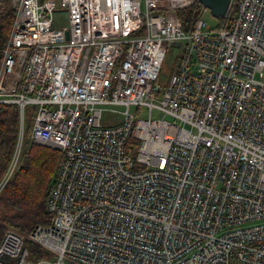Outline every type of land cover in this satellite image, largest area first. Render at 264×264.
Masks as SVG:
<instances>
[{"label":"built area","instance_id":"2783aa9c","mask_svg":"<svg viewBox=\"0 0 264 264\" xmlns=\"http://www.w3.org/2000/svg\"><path fill=\"white\" fill-rule=\"evenodd\" d=\"M14 2L0 102L18 105L20 127L0 192L28 105L30 138L61 159L51 221L7 227L0 264H264V0H231L227 25L201 15L190 29L179 12L194 0Z\"/></svg>","mask_w":264,"mask_h":264},{"label":"trees","instance_id":"16d2710c","mask_svg":"<svg viewBox=\"0 0 264 264\" xmlns=\"http://www.w3.org/2000/svg\"><path fill=\"white\" fill-rule=\"evenodd\" d=\"M204 9L195 0L191 6L180 10L183 27L190 29ZM16 11L17 7L12 0H0V47L7 42ZM217 21L218 26H225L230 21V15L227 12L225 16L218 17ZM32 116L28 121L24 118L23 142L17 170L0 192V237L7 227L28 234L36 224H47L52 218L45 210V203L61 152L56 147L30 138ZM19 127L18 105L0 102V178L12 156ZM26 245L32 253L41 254L31 241L27 240Z\"/></svg>","mask_w":264,"mask_h":264},{"label":"rangeland","instance_id":"374dc122","mask_svg":"<svg viewBox=\"0 0 264 264\" xmlns=\"http://www.w3.org/2000/svg\"><path fill=\"white\" fill-rule=\"evenodd\" d=\"M12 1L17 7V4L14 2V0ZM201 15H203L204 19L209 25L217 26V22H218L217 18L211 15L209 9L205 8L203 12L201 13ZM54 22L56 26L58 27L62 25H66L68 23L67 13L65 12L64 8L60 4H58L55 8ZM179 59H180V46L170 45L167 49L166 55L161 64V68H160V72L158 76V82L161 83L164 87L168 85L170 76L173 73L174 67L176 66ZM33 109L34 107L32 105L27 106L26 111H25L26 121H28V119L32 116ZM153 114H155V112H153ZM140 115L146 116L147 110L144 108H141ZM109 121H112V122L115 121L114 115L110 112H103L101 122L105 125H108Z\"/></svg>","mask_w":264,"mask_h":264},{"label":"water","instance_id":"95a60500","mask_svg":"<svg viewBox=\"0 0 264 264\" xmlns=\"http://www.w3.org/2000/svg\"><path fill=\"white\" fill-rule=\"evenodd\" d=\"M203 7L209 9L214 17H222L225 15L230 0H197ZM68 36V33H66ZM178 45V42H175ZM47 253V252H46Z\"/></svg>","mask_w":264,"mask_h":264},{"label":"bare ground","instance_id":"6f19581e","mask_svg":"<svg viewBox=\"0 0 264 264\" xmlns=\"http://www.w3.org/2000/svg\"><path fill=\"white\" fill-rule=\"evenodd\" d=\"M195 1V0H194ZM230 2H231V0H230ZM230 2H229V5H228V8H227V10H226V13L228 12V10H229V8H230ZM18 8V7H17ZM205 8V7H204ZM207 9V8H206ZM16 13H17V11H16ZM226 13H225V15H226ZM224 15V16H225ZM68 16V15H67ZM201 16V15H200ZM199 16V17H200ZM15 17H16V15H15ZM223 17V16H222ZM218 18V17H217ZM15 19V18H14ZM14 22V21H13ZM12 26H13V24H12ZM218 26V25H217ZM221 26H224V25H221ZM11 29H12V27H11ZM10 33H11V31H10ZM9 36H10V34H9ZM8 39H9V37H8ZM8 39H7V41H8ZM175 42H178V45H176L175 44ZM174 43H173V45H176V46H179V41H175Z\"/></svg>","mask_w":264,"mask_h":264}]
</instances>
